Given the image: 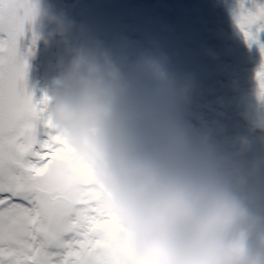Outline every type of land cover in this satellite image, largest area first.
<instances>
[{"label": "clouds", "instance_id": "1", "mask_svg": "<svg viewBox=\"0 0 264 264\" xmlns=\"http://www.w3.org/2000/svg\"><path fill=\"white\" fill-rule=\"evenodd\" d=\"M24 4L29 30L57 37L68 57L43 90L61 152L41 176L66 210L98 197L114 218L108 251L120 264H264V215L220 175L182 120L191 76L174 71L163 52L114 53L50 0ZM257 98L245 119L264 132L260 88Z\"/></svg>", "mask_w": 264, "mask_h": 264}, {"label": "rangeland", "instance_id": "2", "mask_svg": "<svg viewBox=\"0 0 264 264\" xmlns=\"http://www.w3.org/2000/svg\"><path fill=\"white\" fill-rule=\"evenodd\" d=\"M86 1L92 4L97 19L93 11L90 10L89 16L84 12ZM50 2L82 25L85 34L104 41L118 55L134 57L142 51L163 52L177 73L188 71L205 77L204 82L195 83L191 99L183 107L188 111L184 124L209 160L214 157V151L206 142L200 146L198 136H214L222 129L224 142L235 139V144L225 151L228 152L227 158L215 157L216 160L211 162L234 190L249 186V171L243 170L244 163L249 160L246 152L256 150L264 132L250 129L245 116L259 107V101L253 103L250 97L259 90L256 73L264 62L261 53L264 28L257 30L258 26L254 25L251 29L253 39L248 40L237 18L242 5L255 11L256 5L264 0ZM178 9L182 12L180 28L176 25L178 16L175 10ZM171 23L174 26L170 27ZM32 33L30 31L26 37L23 50L29 52V80L35 88V100H39L43 90L55 78L52 74L62 72L66 67L68 57L57 37L43 32L33 45ZM177 49L182 50L181 54ZM241 137L247 139V146L243 149L240 147Z\"/></svg>", "mask_w": 264, "mask_h": 264}, {"label": "snow or ice", "instance_id": "3", "mask_svg": "<svg viewBox=\"0 0 264 264\" xmlns=\"http://www.w3.org/2000/svg\"><path fill=\"white\" fill-rule=\"evenodd\" d=\"M237 23L246 39L264 28V3L241 6ZM24 0H0V264H120L108 251L114 218L98 197L74 212L41 180L61 149L46 117L47 97L26 87L29 30ZM37 36L32 33L34 45ZM264 55V45H261ZM264 96V62L256 73Z\"/></svg>", "mask_w": 264, "mask_h": 264}, {"label": "flooded vegetation", "instance_id": "4", "mask_svg": "<svg viewBox=\"0 0 264 264\" xmlns=\"http://www.w3.org/2000/svg\"><path fill=\"white\" fill-rule=\"evenodd\" d=\"M182 33L179 35V37ZM185 50V47L181 48ZM177 49L181 54L182 50ZM178 53V54H179ZM203 77V76H202ZM205 78V77H204ZM248 150V148H247ZM248 161L244 163L243 170H248L251 182L242 190L235 191L245 200L248 206L256 213L264 215V138L258 140L256 150L246 152ZM250 156V158H249ZM252 162L250 163V161ZM247 173L245 176L248 175ZM229 182V180H227ZM231 185V184H230ZM232 186V185H231Z\"/></svg>", "mask_w": 264, "mask_h": 264}, {"label": "bare ground", "instance_id": "5", "mask_svg": "<svg viewBox=\"0 0 264 264\" xmlns=\"http://www.w3.org/2000/svg\"><path fill=\"white\" fill-rule=\"evenodd\" d=\"M116 9H118V6L116 7ZM83 10L87 14V16H89L90 10L93 11L94 15L96 16L95 9L92 7V4L89 1H86L84 3ZM175 14L178 16V18L176 19V25H178V27L180 28L181 25H182V23H181V19H182L181 14H182V12L178 9V11L175 10ZM96 19H97V16H96ZM172 22H174V20H172ZM172 26H174V25L171 23L170 27H172ZM106 27H107V22H106ZM106 27H105V29H106ZM104 44H105V42H104ZM60 74H61V72L53 73L52 76L53 77H57ZM42 96H43V93L41 94V97ZM257 96H258V94H256V95L253 94V97H250L251 102H253V103L257 102L256 101V100H258ZM221 131H222V129H219V131H217V132H220V133H217L214 136H205V137L198 136V140H199V145L200 146L206 142L208 144V147L212 151H214V157L212 156L213 158H210L211 160H216L215 157H218V159L227 158L228 157V152H225V151L230 149V147H232L235 144V139L231 140V141L224 142L222 140V136L224 134H222ZM242 132H243V130H242ZM219 167H221V166H219Z\"/></svg>", "mask_w": 264, "mask_h": 264}, {"label": "water", "instance_id": "6", "mask_svg": "<svg viewBox=\"0 0 264 264\" xmlns=\"http://www.w3.org/2000/svg\"><path fill=\"white\" fill-rule=\"evenodd\" d=\"M29 32H30V31L27 32L26 37L29 35ZM26 37H25V39H26ZM25 39H24L23 41H21V42H20V45H19V47H20V51H21L22 53L24 52L23 48H24V42H25ZM27 65H28V68H27V76H26V87H27V89H28L30 92H32V93L34 94V99H35V89H34V86L31 84V82H30V80H29L28 70H29L30 65H29L28 62H27ZM179 74H181V75H188V76H191L192 80L194 81V84H195V83H199V82H204V80H205V78L202 77L201 75H193V74H191V73L188 72V71H182V72H180ZM187 117H188V111H187L186 109L183 108V109H182V120H183V122L186 121Z\"/></svg>", "mask_w": 264, "mask_h": 264}]
</instances>
